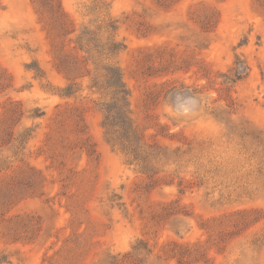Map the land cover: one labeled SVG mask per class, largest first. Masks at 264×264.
Segmentation results:
<instances>
[{
    "label": "rangeland",
    "instance_id": "rangeland-1",
    "mask_svg": "<svg viewBox=\"0 0 264 264\" xmlns=\"http://www.w3.org/2000/svg\"><path fill=\"white\" fill-rule=\"evenodd\" d=\"M0 264H264V0H0Z\"/></svg>",
    "mask_w": 264,
    "mask_h": 264
},
{
    "label": "trees",
    "instance_id": "trees-1",
    "mask_svg": "<svg viewBox=\"0 0 264 264\" xmlns=\"http://www.w3.org/2000/svg\"><path fill=\"white\" fill-rule=\"evenodd\" d=\"M56 15L55 22L59 24V27H62L63 30H67L66 26L69 27V24L72 22L69 21L70 19L67 17L65 12L58 10ZM103 69L105 70V72L101 74L103 76V81L100 82L96 79V77L92 78L93 82L90 85V88L92 90H94V88L100 90V88L103 87L105 91L112 94L113 100L107 104L105 111L107 120L115 121L118 126L123 128V130L130 128L128 115L129 92L122 79L121 71L117 66L109 63H104Z\"/></svg>",
    "mask_w": 264,
    "mask_h": 264
}]
</instances>
